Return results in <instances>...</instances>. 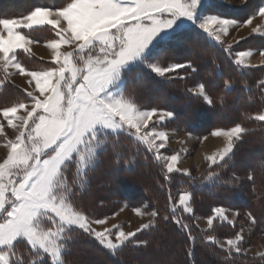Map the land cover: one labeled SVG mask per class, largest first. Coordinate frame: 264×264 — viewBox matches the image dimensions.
<instances>
[{
    "label": "snow or ice",
    "instance_id": "obj_1",
    "mask_svg": "<svg viewBox=\"0 0 264 264\" xmlns=\"http://www.w3.org/2000/svg\"><path fill=\"white\" fill-rule=\"evenodd\" d=\"M256 15L264 17V6L241 22L214 11L211 0H66L64 6L55 10L35 7L20 18H0V71L4 73L0 87L14 74L29 77V86L35 82L33 91L25 89L28 99L0 108V117L7 122V128L17 133L14 140L6 139L3 144L7 154L0 162V264H65L68 242L77 230L115 253L133 243L137 232L154 228L159 213L136 208L137 216L152 217L136 232L120 229L113 234L107 228L96 231L90 225L106 221L91 220L73 203L77 194L86 189L89 173L95 169L100 155L110 145L114 148L122 135L132 137L137 147L143 146L153 153L156 161L163 162L165 181L173 173L189 175L187 169L178 167L182 159L178 152L171 155L160 152L168 134L157 130L156 125L174 113L155 108L141 110L133 96L126 95L129 79L142 85L144 68L161 78L185 67L195 72L197 69L191 64L162 66L159 60L185 46L193 37L208 38L223 47L222 37L229 34L230 28L250 26ZM45 27L57 37L46 42L52 51L53 66L31 70L18 56L20 52L30 54L29 46L38 41L21 30L31 32ZM251 31L264 35L259 27ZM64 46L72 50L62 52ZM223 50L231 53L232 45ZM252 54V50L238 51L233 63L243 69L255 67L245 59ZM260 56L264 57V50ZM195 94L207 104L213 103L204 85ZM220 103H224L223 97ZM154 116L157 121H153ZM253 118L264 122V112ZM246 131L239 124L227 131H214L212 135L225 137L227 144L206 157L209 167L227 166L236 142ZM0 136L6 138L2 122ZM218 177L219 173L213 170L205 179L214 183ZM248 179L252 177L249 175ZM191 200V192L179 194L178 205L189 215L193 212ZM169 206L176 225L194 241L189 225L175 215L177 205L171 196ZM226 211L223 207L213 210L214 215L207 219L209 229L216 218L233 223ZM162 219L168 220L169 216ZM252 223L255 224L254 218ZM243 239L237 233L219 244L213 235L204 237L205 242L219 244L229 256L245 251ZM20 249L27 256H18ZM32 257L35 259L30 261Z\"/></svg>",
    "mask_w": 264,
    "mask_h": 264
},
{
    "label": "trees",
    "instance_id": "obj_2",
    "mask_svg": "<svg viewBox=\"0 0 264 264\" xmlns=\"http://www.w3.org/2000/svg\"><path fill=\"white\" fill-rule=\"evenodd\" d=\"M6 1L0 0V18H20L35 7L58 9L66 3V0H10L14 2L11 5ZM211 3L214 11L242 21L263 6L264 0H250L248 11L230 9L217 0H211ZM47 28L21 31L40 42L57 38L55 35L49 37ZM247 42L232 46L229 53L223 50L227 47L225 45L222 47L208 38L193 37L185 46L165 54L159 63L162 66L191 64L197 69L195 72L185 67L161 78L144 68L141 71L142 85L129 79L126 95L133 96L141 109L155 108L174 113L172 118L156 125L160 129L176 128L200 136L239 124L248 131L236 142L227 166L209 168L208 172L215 170L219 173L214 183L205 179L208 172L200 177L173 173L172 178L165 181L163 162L156 161L153 153L143 146L137 147L132 137L122 135L115 141L114 148L110 145L108 151L100 155L95 169L89 173L86 189L77 194L73 203L90 219L97 220L116 212L124 202L147 212L157 211L158 223L154 228L138 233L132 238L133 243L122 246L115 253L77 230L68 242L65 264H150L161 259L167 264H264V255L252 256L242 251L229 256L217 243L205 242L204 237L210 234L196 222L197 215H214L215 208L223 207L242 215L252 232L264 234V122L253 118L264 112V84L261 83L264 81V66L243 69L233 63L238 51L264 50V37L256 36L252 43ZM18 58L31 70L53 66L31 53L20 52ZM3 76L0 71V78ZM200 85H204L212 99L211 105L189 91ZM220 97H223V104ZM26 99V92L10 80L0 87V108ZM249 175L252 179H248ZM183 191L192 193L193 212L190 215L178 205L179 194ZM112 192L115 198L109 197ZM169 196L177 205L175 215L189 225L194 241H190L188 233L176 225ZM165 215L169 216L168 220L162 219ZM215 222L217 229L221 230L216 236L224 239L234 238L240 227L228 221L215 219ZM136 241L144 243L137 245ZM18 256H27V253L20 249ZM32 259L35 258H29Z\"/></svg>",
    "mask_w": 264,
    "mask_h": 264
},
{
    "label": "rangeland",
    "instance_id": "obj_3",
    "mask_svg": "<svg viewBox=\"0 0 264 264\" xmlns=\"http://www.w3.org/2000/svg\"><path fill=\"white\" fill-rule=\"evenodd\" d=\"M217 1H219L224 6L230 8V9H233V10H237V9L239 10L240 9L241 11H243L242 9H244V10L246 9L245 11H248L247 5L250 3V0H217ZM6 2L10 3L11 5L14 4V2L10 1V0H8ZM53 10H55V9H53ZM256 12H258V10ZM227 18H231V17H227ZM242 21H244V20H242ZM262 23L264 25V17L256 15L255 18L253 19L252 25L247 26V27L241 26V27L230 28L229 34L227 36L222 37V39L224 41V45L228 46L230 44L232 46H236V45H239V44H241L243 42H247V41H248L247 44H250L255 40L256 36L257 37H264L260 34H253L251 31L252 28L258 27V24L262 25ZM38 29H42V28H38ZM260 29L264 30V26L260 27ZM46 32H47L49 37H52V35H54L53 31L50 28H47ZM241 38H246V39H241ZM237 40H239L240 43H236ZM34 41H37V40H34ZM38 42L45 44L48 41L46 40L45 42H40V41H38ZM71 50L72 49L70 47L65 46V48L63 49V52L71 51ZM191 54L187 53V56L191 57L192 56ZM32 55H34V54H32ZM20 56H23V54ZM34 56L36 58H38L39 60H43L45 62L51 63V60L42 59V58L38 57L37 55H34ZM256 59H258V60L261 59L260 53L256 54ZM28 61H30V60H28ZM247 62L252 63V61H250V60ZM30 63L34 64L31 61H30ZM260 66H264V63L256 65L254 68L260 67ZM168 74H170V73H168ZM9 80L11 81L10 77H9ZM12 83L14 85L18 86L20 89L25 91V89H23L22 87L17 85L15 82H12ZM198 87L199 86L192 87L191 92L195 93L196 90L198 89ZM149 96L152 97L151 95H149ZM141 110H151V109H141ZM158 111H167V110L158 109ZM166 119H170V118L166 117L165 120ZM157 120H158V117L154 116L153 121H157ZM164 121H161L160 123H162ZM151 127H152V123L150 122L149 128H151ZM156 127H157V130H163V131L167 132V134H168V141H167L165 147L163 149H160V152L164 155H171V154H175L178 152L182 157L180 163L178 164V167L181 169H187L189 175L194 176V177H200L203 174L207 173L210 167H209V162L206 159V157L221 151L227 144V139L225 137L213 136L212 135L213 132L212 133L207 132V133L201 134L200 136H197V135H194L190 132H185V131H182V130H179L176 128L175 129L174 128L173 129H164V128L160 129V128H158V126H156ZM5 130H7V126H5ZM147 130L148 129H144V131H147ZM222 130L227 131L229 129H222ZM216 131H218V130H216ZM12 132L14 133V130ZM13 133H12V137L10 136L11 139L9 138V136L7 134H6V138H5V136H0V138L1 137L4 138V139L3 138L0 139V143L4 144L6 142V139L14 140L15 139V133L14 134ZM205 137H207V139H204ZM156 143L159 144L160 141L157 140ZM1 148L3 149V151ZM1 148H0V151H2L1 152L2 154L0 153L1 154L0 162H2V160L4 159L3 157L7 154V149L4 147H1ZM247 164H248V161H247ZM115 196L116 195L113 192L109 195L110 198H115ZM121 203L122 204H120V208H117L116 212H113V213H110L107 215L105 214V216H103L102 218L97 219V220H105L106 223H104V224L92 223L90 226L93 229H95L96 231H103L106 228L111 229L113 234H115L120 229H122L126 233L127 232H136V230L138 228H140V226L142 224H146V223H148L149 220L152 219V217L147 216V215L137 216L135 214V211H134V209H136V207L129 206L128 204H126L124 202H121ZM139 209H141V211H143V212H147L143 208H139ZM225 215L228 217V220H231V221H233L234 224L240 226L237 233L241 234L244 238L243 242H242V248L245 249V251H243V252L246 253L247 255H252V256L264 255V234L263 233L258 234V233L252 232L249 229V227L247 226V223L242 219L243 218L242 215H240L236 211L227 210L225 212ZM211 216H213V214L210 216H207L204 214L203 215H197L196 216V222L200 228H202L203 230H207L210 235L215 236L216 240L219 242V244H223L227 239L216 236L218 230H219V233L221 232V230L217 229V226H216L217 222H215V219H214V223H213V228L209 229V227H208L207 219ZM216 219L220 220L219 218H216ZM91 220H95V219H91ZM114 226H117V227H114ZM141 231H143V230H141ZM140 232H137V234ZM111 238L115 242V236L113 235ZM158 261H160V262L150 263V264H167L165 259H163V260L161 259Z\"/></svg>",
    "mask_w": 264,
    "mask_h": 264
},
{
    "label": "crops",
    "instance_id": "obj_4",
    "mask_svg": "<svg viewBox=\"0 0 264 264\" xmlns=\"http://www.w3.org/2000/svg\"><path fill=\"white\" fill-rule=\"evenodd\" d=\"M260 24H258V27L259 28L262 27V26H264L263 23H262V25H260ZM262 36H264V35H262ZM38 43H34V44H32V45L29 46L31 48V53L34 54V55H37L38 57H40L42 59L51 60L52 59V51H51V49H49V48L46 47V43L45 44H42V43H39L38 44ZM64 48H65V46L62 47V49H61L62 52H63V49ZM252 52H253V54L250 57L245 58L246 59V63H248L247 61L250 60V61H252V63H250L251 65H255L256 66V65H259V64H263L264 63V57H261V59H259V60L256 59V54H259L260 52L257 51V50H253ZM10 71L14 72L13 69H10ZM10 78H11V81L12 82H15L17 85H19L23 89H27L29 91H33L34 88H35V82L34 81H33V83H32L31 86H29V84L27 83V81L30 79L29 77H23V76H20L18 74H14ZM35 94L38 95V93H35ZM0 122L4 123L5 126H7V122L3 120V117H0ZM5 131H6V134L9 136V138L11 139L12 133H13L12 132L13 129L7 128V130H5ZM14 133H15V136H16L17 133L15 131H14ZM1 147H3V144L2 143H0V148ZM2 151H3V149H2ZM2 151H0V153ZM1 154H0V156H1ZM5 157H6V155L3 158H5Z\"/></svg>",
    "mask_w": 264,
    "mask_h": 264
}]
</instances>
